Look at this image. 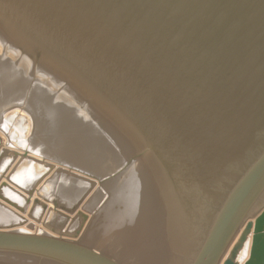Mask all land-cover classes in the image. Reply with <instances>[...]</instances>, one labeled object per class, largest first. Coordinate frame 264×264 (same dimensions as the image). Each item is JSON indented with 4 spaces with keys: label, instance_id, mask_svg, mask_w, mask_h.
<instances>
[{
    "label": "water",
    "instance_id": "water-1",
    "mask_svg": "<svg viewBox=\"0 0 264 264\" xmlns=\"http://www.w3.org/2000/svg\"><path fill=\"white\" fill-rule=\"evenodd\" d=\"M0 37L6 144L109 193L0 264H264V0H0Z\"/></svg>",
    "mask_w": 264,
    "mask_h": 264
},
{
    "label": "rangeland",
    "instance_id": "rangeland-1",
    "mask_svg": "<svg viewBox=\"0 0 264 264\" xmlns=\"http://www.w3.org/2000/svg\"><path fill=\"white\" fill-rule=\"evenodd\" d=\"M1 43L0 51H3L5 42L2 41ZM15 112H20L27 119L28 128L24 135V138H27L33 131V117L20 106L9 108L4 112V117ZM0 136L2 137L0 146V194L3 195V198L0 197V211L3 213L0 214V228L16 229L23 227L35 233H39L40 228H43L55 236L62 235L65 238L78 240L92 215L109 196L99 178L28 150L7 145V136L1 128ZM24 151H28L32 155L31 157L40 163L26 161L39 168L36 176L30 177L29 174L26 176L23 174L19 178L18 172L15 174L22 166L23 160H27V154L20 155ZM61 177L70 180L65 190H61L59 187ZM39 179H41L40 183L36 187L38 191H34L29 202L30 195L27 192ZM4 198L15 202L22 209ZM51 208L52 210L47 212ZM44 224L47 226L45 227Z\"/></svg>",
    "mask_w": 264,
    "mask_h": 264
},
{
    "label": "bare ground",
    "instance_id": "bare-ground-1",
    "mask_svg": "<svg viewBox=\"0 0 264 264\" xmlns=\"http://www.w3.org/2000/svg\"><path fill=\"white\" fill-rule=\"evenodd\" d=\"M3 40L1 39V37H0V50H1V48H2V46H1V42H2ZM4 47V46H3ZM33 117V116H32ZM21 154H27V160H23V164H22V166L21 167H19V171L17 170L16 172H15V174L18 172V177L20 178L23 174H25V176L27 175V174H29L28 176H30V177H32V176H36V173H38V170H39V168L38 167H36L35 165L33 166V165H31V164H29V163H27L26 161H31V162H36L37 164H40V163H38L36 160H34L31 156V154L28 152V151H24V152H22V153H20V155ZM19 155V154H18ZM40 180L41 179H39V180H37V182H36V184L32 187V189L30 190V191H28L27 193L30 195V197L28 198V200H29V202L31 201V196L33 195V193H34V191H36L37 190V185L40 183ZM69 183H70V180H66V178H63V177H61V181H60V189L61 190H65V188H67L66 186L67 185H69ZM75 187H76V184H75ZM74 188V187H73ZM38 191V190H37ZM2 195V194H1ZM2 197H3V195H2ZM4 199H6V198H4ZM8 202H10L11 204H13L14 206H16V207H18L19 209L21 208V207H19L15 202H13V201H11V200H9V199H6ZM37 201L39 202V200L37 199ZM55 204L57 205V202H55ZM45 207H46V205H44ZM57 207V206H56ZM22 209V208H21ZM52 210V208L49 210V211H47V212H50ZM0 214L2 215L3 213H2V211H0ZM3 220H6L4 217H1ZM44 226L46 227L47 225L46 224H44ZM249 244H248V247L246 248V251H245V255L247 256L248 255V252H249Z\"/></svg>",
    "mask_w": 264,
    "mask_h": 264
}]
</instances>
